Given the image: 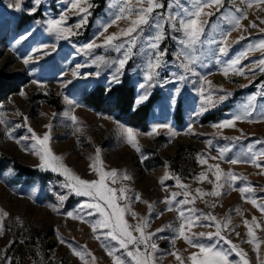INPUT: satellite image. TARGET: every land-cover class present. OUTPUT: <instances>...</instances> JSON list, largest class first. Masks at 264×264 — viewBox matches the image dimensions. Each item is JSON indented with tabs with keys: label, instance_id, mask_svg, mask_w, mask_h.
<instances>
[{
	"label": "rangeland",
	"instance_id": "obj_1",
	"mask_svg": "<svg viewBox=\"0 0 264 264\" xmlns=\"http://www.w3.org/2000/svg\"><path fill=\"white\" fill-rule=\"evenodd\" d=\"M158 2L163 7L155 9L149 23L129 37L120 33L130 27V20L135 16L119 20L116 17L120 15L121 7L132 6L135 11L139 7L137 0H86L77 8H72L71 0H41L39 5L35 0H21L20 11L9 7L15 4V0H0V71L25 81L17 93L0 103V119L5 121L0 124V210L8 214L0 219L3 229V234H0V264H113L106 251L111 247L118 249L115 255L121 256L127 264H133L115 241L104 238L106 230L98 229L95 236L100 238H94L90 225L99 216H87L80 209L84 202H91L89 198L77 196L63 187L65 177L59 172L39 167L41 162L39 156L33 154L35 141L31 139L28 127L40 136L48 132L51 151L62 157V163L82 179L98 178L89 167L97 149L105 171L116 169L130 177L110 186L119 188L126 185L131 190L128 195L132 197V211L139 217L148 218L146 232L164 228L152 237L159 249L154 253V264H178L170 255L173 251H178L187 264H191L187 257L199 251L183 239L176 238L173 230L180 223L176 201L183 200L184 196H176L172 211L162 203L171 193L183 191L174 177H179L192 196H196L198 188L205 192L213 189L214 169L209 171V164L219 163L225 172L231 170L242 176L245 179L236 181V190L225 184L222 196L197 197L193 204L179 205V209L186 216L189 215L187 210L194 208L196 216L211 214L219 220L231 217L229 229L223 234L246 253L249 264H264V215L243 199L238 190L245 185L250 186L253 191L245 193V196L264 205V167H256L250 162L252 153L264 150V72L257 65L264 58V53L259 50L247 52L236 66L243 70V75L234 71L224 74L231 60L246 52L250 45L255 46L264 40V31H261L264 29V23H261L264 5L253 3L249 8L250 0H223L219 10L217 6L204 8V13L212 15L200 17L206 22L200 42L186 47L181 43L186 39L183 32L176 29L179 28V19L187 20L189 13L195 11V0ZM80 7L87 13L80 12ZM34 8L35 11H31ZM242 13L247 18L241 19V29H235L229 22L230 18ZM62 15L66 17L63 27L71 30L65 34L67 38H57L55 32L48 30V21L58 20ZM124 15L128 16V13ZM170 15L178 19L169 22L167 17ZM82 20L85 22L76 27ZM250 22L257 27H249ZM159 32L163 33V39L158 41V48L153 49L150 45L156 42L154 37ZM113 33L120 34L118 39L112 46H104L105 37ZM21 36L25 39L21 40ZM132 38L136 41L134 45ZM89 43L101 46L85 49L84 45ZM116 45L123 47L117 51ZM221 47H227V54L220 52ZM125 52L129 55L121 68L119 60L124 59ZM157 52L163 53L162 63L156 69L158 74L148 82L149 87L145 75L149 61L156 60ZM25 59L29 60L28 64L24 63ZM193 60L195 63H190ZM184 64H188L191 70H186L182 66ZM124 74L130 76L135 88L134 108L148 100L137 104L141 95L146 94L148 98L154 92L159 95L145 130L125 124L113 114L95 111L82 101V96L98 84L108 90L119 83ZM142 84L146 86L141 88ZM22 90L24 96L19 94ZM222 96L225 97L223 100L220 99ZM253 96L255 100L249 109L250 116L237 120L232 128L213 127L234 115H242L244 106ZM67 100L73 103L69 104ZM178 105L182 112L181 124L174 118ZM202 106L207 110L201 112ZM217 112H221L219 117L204 121L205 116ZM73 116L76 117L75 122ZM25 117L28 118L27 123ZM157 124L168 125L176 135L173 136L169 128H160L148 135ZM45 125H50V128ZM124 128H132L138 133L136 139L140 152L126 142ZM9 133L12 138H9ZM223 148L229 149L225 159L212 160L211 157H218L219 150ZM198 154L208 163L200 164ZM233 158L247 162L229 163L228 160ZM257 163L264 166V156L258 157ZM16 165L36 171V174L20 176ZM165 171L173 178L161 185ZM202 171L207 173L208 179L199 181L196 177ZM135 193L140 194L141 201L156 202L151 215L146 203L135 201ZM61 196L65 197L63 201ZM120 203L123 205L125 202ZM236 209L240 210L239 214ZM68 213L84 216V221L74 219ZM253 217L260 225L253 226L258 251L253 244L246 242L249 237L244 220L251 223ZM125 219L131 225L137 223L130 214H126ZM200 224L207 226H195L191 232L216 231L212 221L202 220ZM61 239L65 243H61ZM198 240L206 245L216 243L219 248L229 250L232 264H241L240 257L224 241H210L207 237H198ZM69 244L85 254L83 261L73 254Z\"/></svg>",
	"mask_w": 264,
	"mask_h": 264
},
{
	"label": "snow or ice",
	"instance_id": "obj_2",
	"mask_svg": "<svg viewBox=\"0 0 264 264\" xmlns=\"http://www.w3.org/2000/svg\"><path fill=\"white\" fill-rule=\"evenodd\" d=\"M41 0H35V3L39 5ZM82 2H86V0H71L72 8H77ZM139 5L138 8L133 9L132 6H125L120 8V15L116 17L117 20L119 19H128L130 16L134 15L135 18L130 20V27L126 30H122V33L125 36L131 37L132 33L137 32L141 26L147 25L149 23V19L153 11L157 8L163 7L158 0H137ZM255 3L257 6L264 5V0H250L248 3V7L251 8ZM146 5V6H145ZM211 6H217V10L219 7L223 6V0H195V11L189 13L190 18L179 19V28L176 29L178 31H182L183 35L186 39L182 40L186 47H192L200 42L201 35L204 31V23L200 17L202 15H212V13H204L203 9ZM9 7H14L17 11L21 10V0H15L14 5H9ZM171 7V5H169ZM31 11H35V8ZM79 11L82 13H87V10L83 7L79 8ZM238 12L241 10L238 8ZM128 13V16H125L124 13ZM247 18L245 14L242 13L241 16H232L230 18V23L233 24L235 29H241L243 26L241 25V19ZM169 22H175L178 18L177 16L170 15L167 17ZM86 20V16H85ZM82 20L80 24H77L76 27H80L81 24L85 22ZM66 21L65 16H61L58 20L53 19L48 21V30L50 32H55L57 34V38H67L65 35L66 33H70V29L63 27ZM115 23V20L112 21ZM261 23H264V20H261ZM157 27H160L159 25ZM249 27H257L255 23L250 22ZM107 26L105 27L106 30ZM173 28H176L175 23H173ZM264 31V29H261ZM117 33H113L108 35L104 39V46H112L113 41L118 39L119 35ZM21 40L25 39V37L21 36ZM163 39V33L159 32L154 37L156 42L151 43L150 47L153 49L158 48V41ZM135 38L131 39V43L135 44ZM101 45H97L95 43H89L84 45L85 49L91 50L96 47H100ZM116 50L119 51L123 45H116ZM261 51L264 53V40L258 42L255 46H249L246 52L241 53L240 56L236 57L235 59L231 60L230 63L225 67L224 74L227 75L229 71L237 72L238 74L243 75V70L238 69L236 66L240 63V60L247 55L248 51ZM130 51V50H129ZM220 52L222 54H227V47H221ZM47 53H45L46 55ZM128 52H125L124 59L119 60V65L121 68L124 67L127 59H128ZM163 53L157 52L156 53V60L149 61L148 63V72L145 75V81L147 86H151L150 83L153 78L158 74L156 69L161 66V57ZM25 64L29 63L28 59L24 60ZM190 63H195V61H190ZM260 71L264 72V58L260 59L257 62ZM186 70H191L188 64L182 65ZM73 75L75 76L76 73L74 72ZM183 79V77H181ZM116 78L114 77V81ZM118 82V81H117ZM36 83V81H33ZM146 84L140 85L141 88H144ZM204 90L201 89V92ZM21 96H24L25 93L23 90L19 93ZM225 97H220L223 100ZM148 96L141 95L138 100L137 104L142 103L143 101L147 100ZM210 100V98H209ZM255 100V97L249 98V103L244 106V112L242 115H234L232 119L224 120L219 124L213 125V127L218 129L224 128H232L235 126V122L237 120H241L247 118L251 115L249 109L253 106L252 102ZM67 103L72 104L73 101L67 100ZM214 106V104H213ZM207 109L203 106L201 107V112L206 111ZM55 115V114H53ZM27 117L24 118L25 123H27ZM72 120L75 122L76 117L73 116ZM5 123L3 119H0V124ZM46 128H50V125H45ZM160 128H169V132L174 136L176 135L175 132H172V129L168 125L157 124L152 127V131L148 133V135H152L153 133L157 132V129ZM28 131L31 133V139L35 141L33 144V149L35 155L39 156L40 165L42 169H51L54 172H59L61 175L65 177V183L63 187L68 188L70 192L74 193L77 196L81 197H88L91 202H84L80 205L81 211L85 213L87 216H92L94 214H98L99 218L95 220V223L91 224L90 227L92 228V232L94 234V238L99 239V236H95V233L98 229L106 230L103 235L106 240L115 241L120 249H123L127 256L131 258L133 264H154L155 256L154 253L159 251L158 245L152 240V237L155 236L156 233L164 231V228L156 229V232H146V228L148 227V218L147 217H139V214L132 211L131 209V202L132 197L128 195L131 191L126 185H121L119 188L111 187L110 184H117L121 180H128L130 177L126 173H118L116 169H112L111 171H105L103 169V162L100 159V150H96V155L93 158V162L89 165L91 169H93L97 175V179L94 180H86L82 179L79 175L75 174L70 168H68L65 164L62 163V157L56 156L49 147V140L50 135L48 132H45L43 136L38 135L31 127H28ZM126 142L131 145L137 152H140V148L137 142V135L138 133L135 132L132 128H124L122 129ZM9 138H12L10 133L8 134ZM208 144H211V141H208ZM229 151L228 148H223L219 150L218 157H211L212 160L225 159V154ZM260 156H264V150H261L259 153H252L250 162L256 167H264L257 163V159ZM197 161L200 164H207L208 161L202 155H197ZM231 164H237L242 161L239 158H233L228 160ZM214 169V171H212ZM208 170L212 171V175L215 178V183L213 184V189L211 192H205L203 189H196V196H192L191 192L188 191V186L181 183L179 177H174L176 179L177 186L182 189V193L173 192L171 193L170 197H165V200L162 201L167 206L168 211L173 210V201L177 195L182 194L184 196L183 200L176 201L178 211V219L180 220L179 227L173 229L176 232V238H181L187 243L190 247L197 248L198 252H193L187 257V261H190L191 264H232V261L229 259L230 251L221 249L217 246L216 243L211 244H203L200 243L198 237H207L208 240L216 239L217 241H224L225 244L230 246V250L235 252L237 256L240 257L241 264H249V261L246 259V253L243 252L239 248L238 245L232 243L231 240L227 238L223 234L225 230L229 229L231 224V217L226 216L223 220H219L217 217L211 214H202L200 216L194 215L197 211L194 208L188 209L189 215H185L184 211L179 209V205H187L193 204L197 197L203 198L205 196H212L218 197L222 196L224 193L221 191L225 184L228 185L229 188L235 189V184L237 180L245 179L242 176H238L231 170L225 172L221 169L219 163L217 164H209ZM264 174V173H262ZM173 178L170 176L169 172L165 171L164 176L161 178L160 183L161 185L164 184V181ZM199 181H204L208 179L206 172H201L196 177ZM209 183H212L209 180ZM239 192L243 199L247 202L251 203L253 207L257 208L262 215H264V205L257 204L255 199H251L250 197H246L245 193L252 192L253 189L245 185L244 187H240ZM192 197L189 199V197ZM135 201L146 203L149 209V215H151L152 210L154 209L156 202H147L141 201V196L139 193L134 194ZM65 199L64 196L60 197V200L63 201ZM120 201H124L125 203L122 205ZM91 210V211H87ZM53 211H56L53 208ZM237 213L239 214L240 210L236 209ZM130 214L133 219L137 220L135 225L129 224V222L125 219V215ZM8 214L0 210V219L6 217ZM68 215L74 219H80L84 221V216H74L73 213H68ZM160 215H163L161 212ZM202 220L212 221L215 223L216 231L215 232H200V233H193L191 229L195 226H207L201 225L200 222ZM244 225L247 227V235L249 239L246 241L249 244L254 245V249L258 251L259 244L257 243V237L254 234V228L260 227L258 224L256 217L252 218L251 223L248 220H244ZM166 227L171 228V225H167ZM137 233L138 235H134ZM0 234H3V229L0 227ZM239 235V233H237ZM61 243H65L63 239L60 241ZM132 246L131 248L129 246ZM141 246H143V250H141ZM68 247L72 248V245L69 244ZM102 247L105 245L102 244ZM118 249L115 247L106 248L107 254L112 258L113 264H127V262L121 257L115 255V252ZM73 254L80 257V259L84 260V253L77 251L75 248H72ZM91 255V253H88ZM170 255L174 256L175 259L178 261V264H187L185 258L178 252L173 251ZM93 261H95V257H92Z\"/></svg>",
	"mask_w": 264,
	"mask_h": 264
},
{
	"label": "trees",
	"instance_id": "obj_3",
	"mask_svg": "<svg viewBox=\"0 0 264 264\" xmlns=\"http://www.w3.org/2000/svg\"><path fill=\"white\" fill-rule=\"evenodd\" d=\"M25 81L6 73L4 70L0 71V103L7 100L9 96L19 91L20 87L24 85ZM159 95L154 92L148 100L134 108L135 88L131 83L130 76L124 74L119 83L110 87L108 90L102 85L98 84L88 93L82 96V101L86 106H89L95 111L102 113L113 114L117 120L124 122L133 127L145 130L147 121L153 106L157 103ZM221 115V112L212 113L205 116L204 121L213 120ZM174 118L176 123H182L181 107H176ZM2 166L0 165V169ZM18 175L31 177L36 174L29 168L16 165Z\"/></svg>",
	"mask_w": 264,
	"mask_h": 264
}]
</instances>
